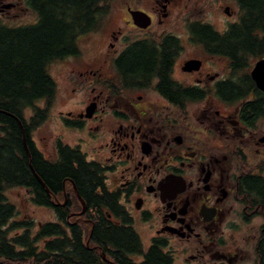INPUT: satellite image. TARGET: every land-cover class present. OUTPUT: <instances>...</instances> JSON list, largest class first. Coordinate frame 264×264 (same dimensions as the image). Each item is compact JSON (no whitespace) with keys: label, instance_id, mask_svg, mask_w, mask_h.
I'll return each mask as SVG.
<instances>
[{"label":"flooded vegetation","instance_id":"1","mask_svg":"<svg viewBox=\"0 0 264 264\" xmlns=\"http://www.w3.org/2000/svg\"><path fill=\"white\" fill-rule=\"evenodd\" d=\"M120 5L104 52L80 47L51 62L58 78L50 110L61 109L48 155L34 137L48 119L32 137L54 166L65 147L82 161L63 157L76 165L44 206L51 221L67 222L70 231H92L100 219L131 226L145 251L144 239L148 249L163 243L175 264L177 256L183 264H263L264 221L254 230L264 205L249 189L258 183L251 176L264 178V116L247 107L253 90L230 98L261 58L211 51L223 39L210 34L229 26L196 17L193 0ZM19 8L29 11L24 0H0V19ZM74 175L93 180L86 186L80 178L78 187ZM132 258L140 263L144 255Z\"/></svg>","mask_w":264,"mask_h":264},{"label":"trees","instance_id":"2","mask_svg":"<svg viewBox=\"0 0 264 264\" xmlns=\"http://www.w3.org/2000/svg\"><path fill=\"white\" fill-rule=\"evenodd\" d=\"M236 1L241 11L239 20L224 32L210 34L223 41L208 46L213 52L235 54L238 59L242 55L262 58L264 0ZM109 2L24 0L36 14L35 22L9 25L0 19V264H175L163 243H155L145 251L131 226L104 219L92 231L82 226L70 231L64 225L67 222L48 221L38 225L32 235L33 221L18 220V209L6 194L9 188L26 187L35 203L49 206L51 193L62 190L63 179L75 167L67 159L62 163L66 153L82 165L77 151L65 147L61 161L54 166L44 159L32 133L48 119L57 91L49 71L51 62L80 51L81 37L98 30L109 11ZM241 80L243 88L235 89L230 98L241 99L253 90L257 96L247 107H252L255 115L264 116V92L249 75ZM28 109L32 111L29 116ZM251 177L258 183L249 192L264 205V178ZM73 178L78 187L81 179L86 186L93 180L89 176ZM16 228L23 232L12 233ZM94 243L99 249L91 246ZM140 254L144 259L136 263L132 256ZM257 255L264 264V226Z\"/></svg>","mask_w":264,"mask_h":264},{"label":"rangeland","instance_id":"3","mask_svg":"<svg viewBox=\"0 0 264 264\" xmlns=\"http://www.w3.org/2000/svg\"><path fill=\"white\" fill-rule=\"evenodd\" d=\"M195 3V8L192 10L195 12V16L202 20H210L214 21L216 23V27L218 29H223L224 27L227 28L229 26V23L235 22L239 20L241 11L240 7L236 0H193ZM110 8L108 13L102 18L101 25L98 28V31H93L90 34L84 35L80 39V47H82L84 54H90V53H97V52H104L108 33L111 31L112 28L115 27V22L118 20V17L120 16L121 12V5L120 0H110L109 2ZM228 6L231 7V16L227 14L225 9ZM113 11L112 15L111 12ZM17 16L13 15L10 17V19L3 18L1 19L3 22L9 24V25H20V24H27L35 22L37 19V16L34 12H32L30 9L27 10H21L20 8L16 11ZM230 12V11H229ZM258 58H253V62L256 61ZM49 71L52 74V76H58L54 74L52 71L51 64L49 66ZM39 105H44V102H39ZM58 109H61L58 107V104H55L53 106V109L50 110V116L46 123H44L37 132L34 133V137L37 140L38 145L40 148L44 151L46 155H48V146H46V140L51 138L50 131L52 130V124L53 122L52 118L57 114ZM27 116H29L32 111L31 109L27 110ZM68 134V133H67ZM44 137L43 140L40 138ZM72 135L70 134L69 137H67L68 140H70ZM71 141V140H70ZM6 194L8 196V199L13 202L17 209H18V220H32L33 224L32 227V235L35 234L38 228L39 222L45 223L48 221L53 220L55 217L52 215L53 212L50 210V208L37 205L31 198L30 191L25 187H13L9 188L6 191ZM264 221V218H260L257 220V225L254 230L255 233L258 234L259 229L258 225ZM17 231L23 232V229L16 228L13 229L12 233H16ZM147 237V236H146ZM144 239V238H143ZM145 249H148V244L146 240H143ZM176 264H183L180 260L179 256L176 257Z\"/></svg>","mask_w":264,"mask_h":264},{"label":"water","instance_id":"4","mask_svg":"<svg viewBox=\"0 0 264 264\" xmlns=\"http://www.w3.org/2000/svg\"><path fill=\"white\" fill-rule=\"evenodd\" d=\"M226 12L229 13V8L226 9ZM252 78L254 79L258 89L264 92V57L259 59L254 68L251 71ZM44 184V183H43ZM45 186V184H44ZM105 257V254H103Z\"/></svg>","mask_w":264,"mask_h":264},{"label":"bare ground","instance_id":"5","mask_svg":"<svg viewBox=\"0 0 264 264\" xmlns=\"http://www.w3.org/2000/svg\"><path fill=\"white\" fill-rule=\"evenodd\" d=\"M55 96V95H54ZM53 98V97H52ZM53 100V99H52ZM52 106V105H51Z\"/></svg>","mask_w":264,"mask_h":264}]
</instances>
